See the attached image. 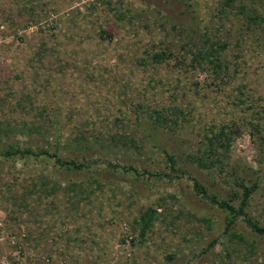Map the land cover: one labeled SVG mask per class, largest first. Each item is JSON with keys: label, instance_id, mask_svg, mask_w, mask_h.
Here are the masks:
<instances>
[{"label": "rangeland", "instance_id": "1", "mask_svg": "<svg viewBox=\"0 0 264 264\" xmlns=\"http://www.w3.org/2000/svg\"><path fill=\"white\" fill-rule=\"evenodd\" d=\"M184 1L0 0V151L30 142L90 162L67 173L0 154V264H264V240L241 216L225 232L191 179L234 206L239 177L255 183L245 210L264 226V0H246L256 23L223 0ZM206 38L225 43L220 79L181 57ZM161 50L174 58L153 62ZM152 125L175 169L147 142ZM222 125L221 161L199 167L190 157ZM109 134L130 145L103 146Z\"/></svg>", "mask_w": 264, "mask_h": 264}, {"label": "trees", "instance_id": "2", "mask_svg": "<svg viewBox=\"0 0 264 264\" xmlns=\"http://www.w3.org/2000/svg\"><path fill=\"white\" fill-rule=\"evenodd\" d=\"M184 4H186L188 7L191 8V10L195 11L196 3H191V1L188 0V2L184 1ZM224 6L229 7H237V11L240 13H247V19L251 23H256L259 15L257 14L256 10L252 8L250 5L246 4V0H223L222 3ZM208 38L204 39V43H208L207 47H198V45H193L192 48H188V50L181 52V57L183 59H189V62L194 67H198L200 69H205L207 67L210 68L211 72L215 75L217 78H221L226 76V71L229 65L228 60L222 56V50L225 47V43L223 42H215L210 41L208 42ZM180 55V54H179ZM174 58V55L172 52H166L165 50L153 52L151 54V59L153 62H162L165 61L166 58ZM189 57V58H187ZM184 61V60H183ZM239 93H241L239 91ZM240 102H243L241 98L238 99ZM176 112L181 113V111L177 108H175ZM264 111V109H263ZM175 113V112H174ZM173 113V114H174ZM153 121L157 124L161 123H168L172 122L173 124H176V119L166 120L165 114H162L158 111L155 112V115L151 116ZM156 125V124H155ZM26 126V125H25ZM226 128V129H225ZM206 130L209 131V134L203 135V141L202 144H205L206 148H202L200 152L192 157L190 159L195 162L199 167H206L208 164L220 162L219 155L217 153L216 145L219 146H225L227 140L230 136V127L222 125L217 130H214V128L210 127ZM145 136L147 139V142L149 143L150 147L152 148H159L165 156V159L169 163L170 168L175 169L176 165V159L174 157V153L169 148H166L161 145V138L157 135L158 130L155 128L154 125L146 127L145 128ZM123 138L122 135L115 136L112 134H109L105 139L104 143L102 144L105 147L110 146H117L120 145V147H126L130 145V141H124L121 140ZM96 139V138H95ZM30 141V140H29ZM88 147L82 146L80 149H87ZM0 154L5 157H12V156H45L51 159V162L54 166L63 169L64 171L69 172H78L79 170H87L89 161L82 160L78 163H76L72 159H64L57 153V149L52 150L51 152H48L47 150H44L43 148H37L36 150H33L32 145H30V142L27 143V145L22 146L20 144H9L5 149L0 151ZM207 161V162H206ZM107 163V162H106ZM108 166L111 167H117L115 164L107 163ZM177 169H179L177 167ZM239 177V176H238ZM239 182V185L241 187V196L239 198L238 204L234 206L229 202V200L221 199L215 196L213 193H209L205 190L204 186L199 183L196 178L191 177L192 179V187L194 189V192L199 195L203 200L208 202L211 205H215L219 209L225 212L227 216V224L224 227V231H228V226L231 224L232 219L236 217L241 216V221L244 223V225L249 228V230L256 235L258 238H261L264 240V226L260 225L258 221L250 216L246 210L245 207L248 204V198L250 197V194L252 191L256 188L255 183H250L249 185H244L243 181L241 180V177ZM155 209L153 208H147L146 210H143L139 213L138 218L135 220V222L139 225L140 233L143 234L146 230H148L152 224V221L154 219ZM230 237H234V233L229 234ZM211 243V242H210Z\"/></svg>", "mask_w": 264, "mask_h": 264}]
</instances>
